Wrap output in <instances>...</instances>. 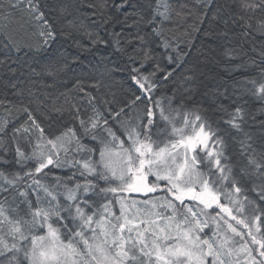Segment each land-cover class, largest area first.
I'll list each match as a JSON object with an SVG mask.
<instances>
[{
  "label": "snow or ice",
  "instance_id": "6c2138e0",
  "mask_svg": "<svg viewBox=\"0 0 264 264\" xmlns=\"http://www.w3.org/2000/svg\"><path fill=\"white\" fill-rule=\"evenodd\" d=\"M232 3V22L243 26L242 35L249 29L264 35V0ZM77 7L67 3L61 12L72 15ZM87 7L92 15L104 14L102 4ZM17 11L38 28L37 44H21L9 33ZM172 11L169 0H157L160 23ZM153 32L176 53L169 62L179 63L178 38L159 28ZM0 35L5 74L50 79L52 85L61 79L66 63L35 54L34 63L11 58L25 48L39 52L56 38L40 0H0ZM132 39L144 41L139 33ZM228 54L239 55L235 49ZM258 57L259 63L251 59L258 77L233 87L235 107L220 105L225 129L194 108L174 105L173 97L153 98L159 83L152 78L161 72L167 80L172 72L150 48L129 56L139 63L130 69L138 86L130 102L101 96V110L92 89L106 86L102 77L73 85L90 111L75 100L58 103L47 88H38L39 96L27 89L28 103L0 100L7 113L0 119V163L20 169L0 168V264H264V119L257 120L244 99L251 95L264 104V49ZM149 61L152 70L142 73ZM184 80V91H194L195 74ZM21 112L24 118L16 123ZM258 115L264 117V108Z\"/></svg>",
  "mask_w": 264,
  "mask_h": 264
},
{
  "label": "trees",
  "instance_id": "16d2710c",
  "mask_svg": "<svg viewBox=\"0 0 264 264\" xmlns=\"http://www.w3.org/2000/svg\"><path fill=\"white\" fill-rule=\"evenodd\" d=\"M90 2L102 4L104 14L92 15L93 9L87 7ZM67 3L78 6L72 15L61 12ZM156 3L157 0H127L120 6L122 0H40L41 9L57 33L56 38L49 40L48 45L41 47L39 52L33 49L29 53L25 48L19 53L12 52L11 58H19L21 63H34L30 57L35 54L39 60H58L61 64L66 63L67 67L60 74L61 79L52 85L50 79L5 74L0 66V100L11 101L13 104L21 101L28 103L32 97L28 96L27 89L31 88L39 96L36 90L47 88L54 97L59 96L58 103L65 99L75 100L79 102L82 111H90L87 99L73 85L77 80L87 82L102 77L106 86L99 92L92 89L93 95L97 97L94 103L101 110V96L105 99L114 98L120 104L130 102L133 94L137 93L136 85L129 78L130 69L139 67V63L133 64L129 56L137 55L143 48H150L156 62L172 72L167 80L162 79L164 74L161 72H157L152 78L161 82L153 98L173 97L174 105L183 103L185 107L200 111L214 127L219 124L221 129L227 128L228 125L224 123L227 115L220 105L229 110L235 107L232 103L233 87L237 81L251 75L253 57L259 62L258 53L264 49V35L252 29L248 30V35H242L245 31L243 26L232 22L231 14L235 7L232 0H169L173 11L171 18L163 23H160V17L154 15ZM81 4L84 6L79 7ZM176 12L183 15L177 16ZM22 15L19 11L15 12L8 23L9 33L21 44H37L40 40L36 35L38 28L34 23H26ZM141 18L142 22L138 26L131 25V21ZM69 21L73 22L71 28L68 27ZM81 23L83 27L79 26ZM154 28L162 29L165 36L178 38V51L182 52L179 63L169 62L167 57L175 56L176 53L163 47L161 38L153 32ZM61 29L71 32V35L60 34ZM137 33L144 37V41L132 39L129 43L128 38ZM2 44L3 36L0 35V45ZM232 49L239 55L229 56L228 52ZM12 67L17 65L13 64ZM152 67V62L149 61L141 68V72L146 74ZM193 74L194 91H184V77ZM12 84L16 87L12 88ZM17 89L25 90L24 95H14ZM61 92H66L67 97L60 96ZM225 95L229 98L226 99ZM244 99L247 101L246 107L257 112V120L264 119L258 115L264 104L251 95ZM162 103H166V100L162 99ZM6 115L4 107L0 106V119ZM52 116L55 118L56 114L53 113ZM23 118L24 113L21 112L16 116L15 122L19 123ZM0 168L8 171L19 169L12 163H0Z\"/></svg>",
  "mask_w": 264,
  "mask_h": 264
},
{
  "label": "bare ground",
  "instance_id": "6f19581e",
  "mask_svg": "<svg viewBox=\"0 0 264 264\" xmlns=\"http://www.w3.org/2000/svg\"><path fill=\"white\" fill-rule=\"evenodd\" d=\"M258 61H259V57H258ZM259 63V62H258ZM252 67V66H251ZM253 69V71H252V73H251V75H249L248 76V78H257L258 77V68H257V66H253L252 67ZM164 81V80H163ZM158 83H159V85L161 84V82L160 81H158ZM135 84V83H134ZM136 85V84H135ZM136 87L138 88V86L136 85ZM157 89H158V87L154 90V93H153V96H155L156 95V93H157ZM138 102H140V101H138ZM137 102V103H138ZM8 166V165H7ZM31 165L29 164V167H30ZM17 171H20V169H18Z\"/></svg>",
  "mask_w": 264,
  "mask_h": 264
}]
</instances>
